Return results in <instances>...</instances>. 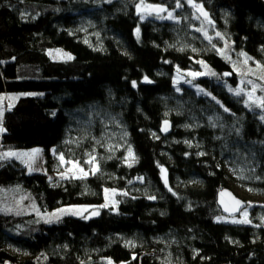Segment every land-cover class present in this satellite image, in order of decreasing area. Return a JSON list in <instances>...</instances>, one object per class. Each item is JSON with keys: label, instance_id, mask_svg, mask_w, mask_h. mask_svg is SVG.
I'll use <instances>...</instances> for the list:
<instances>
[{"label": "trees", "instance_id": "obj_1", "mask_svg": "<svg viewBox=\"0 0 264 264\" xmlns=\"http://www.w3.org/2000/svg\"><path fill=\"white\" fill-rule=\"evenodd\" d=\"M140 1L0 0V94L13 102L0 151L98 166L53 187L0 162V264H264V225L221 222L216 203L230 170L264 197V112L243 94L264 98V0H193L209 24L188 0H143L177 20L142 19ZM176 70L205 76L177 90ZM106 190L114 205L94 217L42 218L51 195L94 206Z\"/></svg>", "mask_w": 264, "mask_h": 264}, {"label": "rangeland", "instance_id": "obj_2", "mask_svg": "<svg viewBox=\"0 0 264 264\" xmlns=\"http://www.w3.org/2000/svg\"><path fill=\"white\" fill-rule=\"evenodd\" d=\"M141 3V1H140ZM139 3V4H140ZM145 5H148V3L144 2ZM155 6V5H154ZM157 6V5H156ZM188 6L193 8L189 3ZM177 8V6H176ZM193 10L199 12L200 16L203 17L202 20L208 22L207 18H205L200 11H198L196 8H193ZM150 10L145 9L141 7L140 9L137 10V13L141 15L142 19H147L151 17L150 15ZM172 13V18H168L169 20H177L174 16V12ZM168 12H162L159 15H156V19L162 21L164 18L160 17H165L167 18ZM211 38L209 39V42L211 43L212 47L218 46L217 41L215 38L214 34H210ZM214 39V40H213ZM218 48H220L218 46ZM48 55L51 59L54 61H67L70 60L67 58L68 54L67 52L61 50V49H55L52 51L48 52ZM244 66V69L249 68L250 66L254 67L255 65L253 62H251L249 59L242 57L239 58V60ZM234 65V64H233ZM249 66V67H248ZM193 73H198V75H193ZM205 76L204 71H181V70H176L174 73V79H173V87H175L177 90H180L181 86H191L194 89H197L196 87L192 86V82L196 81L198 78H203ZM262 77H264V74H262ZM264 80V79H263ZM264 83V82H263ZM238 90V89H237ZM241 90V88L239 89ZM199 92V91H198ZM252 92L251 90H248L247 92H243L244 98L250 102V103H255L260 106V101L257 100L256 94L253 93L252 98L250 99L247 93ZM242 93V90H241ZM29 95V94H28ZM13 102L9 104H6V96L5 94H0V113H2V116H0V121L2 120L3 113L6 109H9L12 107ZM262 108V107H261ZM264 112V108H262ZM1 138V137H0ZM39 150V152L36 153L34 157L31 156H10L7 158L0 159V162L6 163L7 161H15L18 162L19 164L22 165L23 168L26 169L27 173H34V174H43L45 175L51 185L53 187H59L61 186L62 182L64 181H72V180H83V179H88L93 176V174L98 170V166L96 163L93 161V163H88L89 160L81 163L71 161V163H68V160H65V163H62L59 159L58 154L55 153V151L51 150V156H52V161L49 163V167L46 165V159L43 155V152L41 148H36ZM36 149H28L27 151H17L13 153H32L33 150ZM1 154V151H0ZM132 157L128 156V161H131ZM73 164L76 165V167H73ZM71 169V171H69ZM81 169L83 171H81ZM86 173V174H85ZM241 176L239 175L238 171L235 170H230L228 171V178L227 181L229 182L230 186V191L233 192L239 199H241L244 202H247V205H264V197L263 195L259 194L258 192L251 191L243 181H241ZM2 194V193H0ZM114 191H105L104 195V202L100 205L96 204L94 206L92 205H80V204H73V205H60L56 199H54L53 195L49 198V202L46 208V213L42 216L43 220L45 221H55L58 219H62L63 217H83L84 215L87 217H94L98 213V208L101 206H113L114 205ZM13 198L14 195L12 196ZM17 200V198H16ZM17 205H21V200L16 201ZM13 201V199H12ZM64 209L66 211L61 212L60 210ZM96 213V214H94ZM241 217L239 220L236 219H231V218H224L221 219V222H230V223H237L234 221H244L246 220L247 222L243 224H261L264 225V218L261 216H257L252 218L250 213H248L247 209L245 211L241 212ZM247 213L245 216L244 214ZM237 218V217H236ZM108 264H113L112 262L108 261ZM162 264H173L170 260L163 261Z\"/></svg>", "mask_w": 264, "mask_h": 264}, {"label": "snow or ice", "instance_id": "obj_3", "mask_svg": "<svg viewBox=\"0 0 264 264\" xmlns=\"http://www.w3.org/2000/svg\"><path fill=\"white\" fill-rule=\"evenodd\" d=\"M188 3H189L193 8H196L198 11H200L201 14H202L205 18H207V13L203 11V9H202V7H201L200 5L195 4V3L193 2V0H188ZM137 7H138V9H140L141 7H143V8H145V9H148V10L154 11V12H156L157 14H159V13H161V12H166V11H167V9L164 8L163 6H154V5H151V4L145 5L144 2H143V0H141V3H140ZM177 7H180L179 2H177ZM160 18H165V17H160ZM167 18H172V13H171V12H168V16H167ZM209 22H210V21H209ZM137 33H139V29H137ZM217 35H219V33H217ZM67 58H68V59H72L73 57H71L70 55H68ZM193 75H198V73H193ZM213 75H214V73H213ZM145 79H147V78H145ZM261 79H264V77H261ZM249 83H251V81H249ZM134 86H135V82H134ZM255 90H256V88H255V86H253L252 92L247 93V95L249 96L250 99L252 98V95H253V93L255 92ZM240 93H241V90L238 89V90L236 91V94H237V95H240ZM260 107L264 108V98H260ZM0 116H2V113H0ZM262 119H264V117H262ZM0 124H2V122H0ZM3 131H4V128H3L2 126H0V132H3ZM53 151H55V150H53ZM37 152H39L38 149L33 150L32 153H13V152H5V153H3V154H0V159L7 158V157H10V156H13V155H16V156H31V157H34V156L36 155ZM129 155H130V156L132 155L131 150H129ZM59 159H60V161H61L62 163H65L64 156H63L62 154L59 156ZM94 159H95V158L93 157L91 160L88 161V163H90V164L93 163ZM68 163H71V161H68ZM73 167H76V165L73 164ZM69 171H71V169H70ZM81 171H83V170L81 169ZM85 174H86V173H85ZM235 203H236L237 205H239V204H240V201L237 200V201H235ZM226 210H227V209H226ZM60 211H61V212H64V211H66V210L61 209ZM94 214H96V213H94ZM244 215L246 216L247 213H245ZM234 222H237V223H245V222H247V221L244 220V221H234Z\"/></svg>", "mask_w": 264, "mask_h": 264}, {"label": "water", "instance_id": "obj_4", "mask_svg": "<svg viewBox=\"0 0 264 264\" xmlns=\"http://www.w3.org/2000/svg\"><path fill=\"white\" fill-rule=\"evenodd\" d=\"M150 12H152L153 14H157L154 11ZM161 130L163 135H167L170 132L169 124L166 123V125H164ZM237 200L240 201L239 205L235 203V201ZM216 203L221 211V214L231 219L238 217L241 212L244 211L247 207V202L239 199L233 192H231L227 188H223V190L219 191L216 197Z\"/></svg>", "mask_w": 264, "mask_h": 264}, {"label": "crops", "instance_id": "obj_5", "mask_svg": "<svg viewBox=\"0 0 264 264\" xmlns=\"http://www.w3.org/2000/svg\"><path fill=\"white\" fill-rule=\"evenodd\" d=\"M6 152H10V151H6ZM3 153H5V152H2V151H1V154H3Z\"/></svg>", "mask_w": 264, "mask_h": 264}, {"label": "built area", "instance_id": "obj_6", "mask_svg": "<svg viewBox=\"0 0 264 264\" xmlns=\"http://www.w3.org/2000/svg\"><path fill=\"white\" fill-rule=\"evenodd\" d=\"M1 133H2V132H0V136H1Z\"/></svg>", "mask_w": 264, "mask_h": 264}]
</instances>
